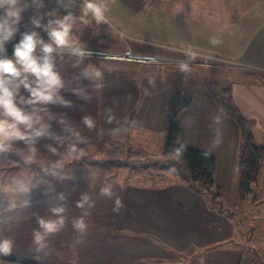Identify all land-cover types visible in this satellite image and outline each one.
<instances>
[{
    "label": "crops",
    "instance_id": "1",
    "mask_svg": "<svg viewBox=\"0 0 264 264\" xmlns=\"http://www.w3.org/2000/svg\"><path fill=\"white\" fill-rule=\"evenodd\" d=\"M83 1L21 0V4L26 6L21 13H34L44 23L52 19L51 11L57 5L65 10L64 13L82 20L83 25L93 22L98 30H104L105 25L101 21L109 17L111 27L118 35V38L112 37L118 51L130 49L137 55L159 58L151 62L103 59L115 67L125 65L146 71V65H157L165 70L167 68L164 77L181 78V64L187 69L210 68L214 66L212 61L220 60L222 64L218 65L219 68L235 72L229 84L233 100L241 113L253 120L255 142L264 144V0H248L249 3L244 4L242 0H165L158 7L146 0H111L110 8L99 4L104 16L99 22L91 13L90 16L80 15L84 14ZM97 1L94 0L96 4ZM76 28L74 23L72 29ZM159 30L162 36H159ZM154 31L158 33V41H153L156 43L149 48L154 53L134 52V49L146 52V46H140L143 44H139L135 37H140L139 33H147L151 37ZM99 34L106 36L104 32ZM213 38L218 43L213 44ZM62 56L68 61L73 60L69 61V70L80 68L86 78L80 116L74 120H52L49 110H45L51 101L41 102V108L33 109L31 129L18 125L29 139L10 140L7 142L10 146L8 150L0 152V238L8 237L14 241L11 254H0V264H152L146 259V253H163V250L155 248L150 240L147 249L145 245L135 247L134 235L129 234L130 221L125 208L135 204L136 199L119 197L118 188L122 186L117 178L119 171L128 165L104 166L97 163L103 162L97 158L104 154L107 156L111 151L132 156L137 145L144 150L146 145L142 133H135L137 123L134 122L143 115L140 120H146V125L140 127L149 130L154 129L157 119L154 114L148 116L150 110L143 114L135 97L128 96L133 93L131 85L120 81L115 68H106L105 71L99 67V62L95 64L93 57L74 52H52V62ZM93 66H97L95 71ZM195 82L202 88L201 101L199 112L194 111L189 129L195 137L198 134L201 141L193 142L195 145L192 146L215 157L213 187L218 196L221 190H230L238 199L230 198L229 206L238 205L251 193L260 194L253 199L254 217H249L256 224L249 231L246 226L242 228L247 213L237 215L239 211L236 207L225 212L220 209L219 214L212 211L206 219L208 231L203 232L200 246H195V249H201L194 253L195 257L191 255L190 260L183 263L181 259L184 257L180 254L188 249L176 242L170 247L175 255L167 254V261L153 264H264V160L251 193L241 197L237 186L242 147L239 127L220 109L215 94L211 93L210 82L204 79H196ZM178 86L181 95L184 88L188 90L182 82ZM174 87L173 83L166 86V92H171ZM120 100H126V105L119 106ZM193 105L194 97L179 120ZM198 113H206L210 117H198ZM86 117L91 119V127L84 123ZM125 120H132L133 123L126 126ZM161 122V132L165 137L166 121ZM39 129H44L45 134L37 137L34 133ZM143 137L146 138V135ZM135 140L137 145H134ZM73 145L75 151H72ZM109 185L111 197L101 192ZM177 186L182 190L173 199L175 204L186 205L189 200V207H197L203 200L195 190L181 184ZM85 196L88 200L83 207H79ZM117 198L122 203L118 212L113 211ZM56 208H63V211L57 214L53 211ZM61 218L63 224L58 225L56 232L44 237L45 246L40 248L34 242V233L44 232L39 221H59ZM81 218L87 225L83 233L74 226V222ZM210 227H216L222 233L217 235ZM152 229L154 226L146 225V236L153 234L150 232ZM189 245L188 248L192 247Z\"/></svg>",
    "mask_w": 264,
    "mask_h": 264
},
{
    "label": "rangeland",
    "instance_id": "2",
    "mask_svg": "<svg viewBox=\"0 0 264 264\" xmlns=\"http://www.w3.org/2000/svg\"><path fill=\"white\" fill-rule=\"evenodd\" d=\"M162 1L165 0H146L147 3H154L153 5L156 7H158L159 4L161 6ZM231 1L234 2V0ZM101 3H103L108 8L112 6L111 0L97 1V5ZM242 3L244 4L249 2L248 0H242ZM54 8L55 10L51 11L52 19L62 18L63 16L70 14L64 13L65 10H63L61 6L56 5ZM80 15L84 14L81 13ZM21 16L22 19L18 25V32L10 42L5 43L6 55L9 58L12 57L10 54V49L12 48L13 44L18 43L21 39V34L26 31L30 34L31 31L35 30L46 43L49 42V40H47V33L43 30V28H34L33 24L31 23V19L33 17L37 18L36 14L21 13ZM74 18L77 27L76 29L83 27L82 20H78L77 17ZM107 18L109 19V17ZM107 18L101 21L105 26L104 30L101 28L98 30V34L104 32V35H106L107 38L111 40L113 39L112 37L118 38L117 33L111 27L112 24L109 21L110 19L108 20ZM42 24H47V22L45 21ZM84 25L86 24L84 23ZM100 25L101 24H99V27ZM139 35L140 37H135V39H137L139 44H143L140 46H146V52L139 51L137 49H134V52L140 54L154 53L150 51L149 48H153L151 44L156 43L153 41H158V33L154 31L151 37L148 36L147 33H139ZM159 36H162L160 30ZM154 46V48H156V45ZM70 47L71 46L69 44L64 47L54 46L53 52L56 54H66L69 53V49H72L73 47L84 48L85 46ZM40 48L41 46L38 45L35 52L36 56L43 54ZM154 58V61L159 60L158 57L154 56ZM69 61L72 62L73 60ZM69 61L63 56L60 60L54 58L53 61L54 71H56L60 77L61 86L53 91V100L49 103V105L45 106V110H49V115L52 116V120H66L69 118L74 120L80 116L79 113L81 111L83 101L82 97L84 98L82 91L83 87L85 86L86 78L82 76L83 73L82 69L80 68L69 70ZM219 61L220 60L217 61V59L212 61L214 66L210 68H188L186 71H181L182 75L180 74L179 76L181 78L164 77V74L167 72V68L165 70V68L157 65H146V71H139L138 68L136 69V67L129 68L125 65H118L115 67L111 62H99V67H102L105 71L106 68H115L119 73L118 75L120 81L123 83L129 82V85H131L133 93H130L128 96H131V98L135 97L136 104L140 106L141 110H143V114L144 112H147V110H150L148 116L155 115V118L157 119L154 126L155 130H145L140 127L141 125H146V120H140L143 118V115H140V119L135 120L134 122L137 123L134 127L135 133H142V139L146 145L144 150L140 149L139 146L141 145H137L138 141L135 140L134 145L137 146L135 147V151L132 153V156L126 157L121 151H111L107 156L104 154L103 157L97 158L103 161H109L110 159V161H112L118 159L128 164V166H125L123 170L119 171L120 175L117 178L119 179L118 182L121 183L122 186V188H118L119 197H133L136 199L135 204H130L125 208L126 213L128 214L127 220L130 221L128 222L130 229H128L129 234L133 233L134 235L135 247L138 248L140 245H145L147 249L149 247L148 242L150 240L155 248L163 250V253H146V259L150 260L152 264L161 260L167 261L169 259V257L166 256L167 254L175 255L171 251L172 249H170V247H173L176 242L178 243L177 245L181 244L188 249L180 254L184 257L181 259L183 260V263H187L190 260L191 255L195 257L194 253L201 250L198 248L195 249V246H200V240L203 232L208 231L206 219H208V215L212 211L216 214H219L220 209L225 212L229 209H232L233 207H236L239 211L237 212V215L247 213V220L245 222L242 221V228L246 226L247 230L249 231L250 227H253L256 224L254 220L250 219L249 217H254L253 212L255 211V208L253 205V199L255 196L259 197V193H251L247 198L240 200L238 205L229 206L228 202L230 198H232V200L238 201V199L234 198L235 194H231L230 190L227 192L225 190H221V193L218 196L215 187H212L210 192L204 191L198 194V196L203 200L200 201L197 207H189V200L186 205H177L173 199H176L178 197L177 193L182 190V188L177 185L181 184L187 189L191 190H195L197 185L189 178H182L181 176H178L173 170L164 168V166L167 164H175L177 166L179 165V161L176 157L172 156L168 158L163 154L162 147L164 143V134L161 132L162 128H160V125H162L163 122L159 123L160 120H167V110L175 104L177 101L176 99H178L177 97H180L181 93L179 92L178 88L179 83L182 82L183 86L187 87L194 97L193 108L189 109L187 113L183 115V119L185 120H179L181 128L179 144L193 148L192 145H195L193 142H197V140L201 141V139L197 137L198 134L195 137L191 128L189 129V124L191 123V120H193L191 118H193L192 116L195 114L194 111L199 112L198 108L201 101L200 93L202 88L198 87V83H196L195 80H208L210 82L211 93L220 94L221 88L228 86L231 83L233 79L232 74L234 75L235 73L223 67L219 68L218 65L222 64V62ZM87 62L90 64V61ZM96 69L97 66H93V70L95 71ZM94 74L96 76V72ZM29 79L34 80L35 77L29 76ZM172 83L176 88H171V92H166L165 87L171 86ZM33 86L35 87V85ZM20 96H23L25 99L30 97V93L23 88V85H21L19 94L16 96V102L17 106L22 108L29 115L32 116L34 108H41V102H38L34 105L20 104ZM126 96L127 95H124V97ZM121 105L125 106L126 100H120L119 106ZM200 116L204 118L210 117L209 114L198 113V117ZM0 119L11 120V118H6L3 116H0ZM131 121L125 120V125H131L130 123H133ZM64 134L65 137L67 132ZM144 135H146V138L143 137ZM63 142L66 144L67 140ZM193 149H196V147ZM124 151L125 150H123V152ZM25 159H28V157ZM183 171L185 174L187 173L185 170ZM233 192L235 191L233 190ZM219 201L224 204L217 203ZM204 207L205 209H203ZM206 209H209V211ZM221 215L225 218V215ZM149 218H151V220H148ZM146 225L154 226L155 230H150V232L153 233L150 237L146 236ZM213 229H215L217 235L222 233V231L219 232L216 227H210V230ZM189 244H191L192 247L188 248V246H190ZM221 256H223V254H221ZM199 262L202 263L201 260H199Z\"/></svg>",
    "mask_w": 264,
    "mask_h": 264
},
{
    "label": "clouds",
    "instance_id": "3",
    "mask_svg": "<svg viewBox=\"0 0 264 264\" xmlns=\"http://www.w3.org/2000/svg\"><path fill=\"white\" fill-rule=\"evenodd\" d=\"M36 2V0H34ZM42 6V4H38ZM25 5L21 4V0H0V116L11 118V123L7 119H0V152L8 150L10 147L7 143L10 140H28L29 136L21 132L18 125L23 124L28 128L32 127V116L17 106L16 96L19 94L21 85L30 93V97L25 99L20 96V104L34 105L38 102H50L53 100V91L61 86V80L56 71L51 59V53L55 47H64L69 44V34L75 23V18L71 15H65L62 18L50 19L47 24H42L41 19L33 17L31 23L34 28H43L47 33L49 42L44 39L35 30L24 32L21 34V39L14 45L13 55L9 58L6 55L5 43L10 42L18 32V25L22 19L21 12L25 10ZM84 15L91 13L92 16L99 22L104 19L102 9L94 0H85ZM212 43H218L213 38ZM41 46L40 50L44 53L43 56H36L37 46ZM78 54L82 52L75 50ZM182 71L187 70V66L180 65ZM29 76L35 77L30 80ZM35 85V87L33 86ZM219 120V117H217ZM84 123L89 127L92 126L90 118L86 117ZM45 134L44 129L36 130L34 135L39 137ZM55 151V149H53ZM72 151H75V146H72ZM25 188L24 185H20ZM26 190V189H25ZM103 195L111 197V185L102 188ZM88 200L84 197V201L78 204L83 207V203ZM122 203L119 198L116 200V206L113 211H119ZM53 211L57 214L63 211V208H56ZM40 227L44 230L34 233V242L43 248L44 237L49 233H54L58 230V225L63 224V219L59 221H39ZM74 226L85 232L87 225L81 218L74 222ZM14 241L8 237L0 238V254H11Z\"/></svg>",
    "mask_w": 264,
    "mask_h": 264
},
{
    "label": "trees",
    "instance_id": "4",
    "mask_svg": "<svg viewBox=\"0 0 264 264\" xmlns=\"http://www.w3.org/2000/svg\"><path fill=\"white\" fill-rule=\"evenodd\" d=\"M91 14L88 13L87 16ZM10 49L13 53L14 45ZM69 45L85 46L84 48L98 51H117L116 44L106 36L98 34L97 26L91 22L83 25L80 29H71ZM74 48V47H73ZM95 64L104 58H92ZM215 99L225 115L233 119L239 127L242 137V147L238 160V192L241 197H247L252 191V185L257 182L262 162L264 160V144H257L252 132L253 120L246 118L233 100L231 85L221 88L220 94H215ZM193 101L192 95L184 88L181 97L167 110L163 154L166 157H176L179 165L167 164L166 169L173 170L182 178H189L196 185V192L211 191L216 173V159L213 155L203 151L182 146L179 144L180 137V114L188 108ZM132 115L130 116V119ZM131 121V120H130ZM129 124V123H128ZM100 164L122 167L128 165L118 159L112 161L97 162ZM185 170L187 173L185 174Z\"/></svg>",
    "mask_w": 264,
    "mask_h": 264
},
{
    "label": "built area",
    "instance_id": "5",
    "mask_svg": "<svg viewBox=\"0 0 264 264\" xmlns=\"http://www.w3.org/2000/svg\"><path fill=\"white\" fill-rule=\"evenodd\" d=\"M45 15V14H44ZM70 52L78 53L82 52L83 55L96 57V58H112L117 60H129V61H137V62H151L154 61L155 58L152 56H145V55H137L132 53L130 49H125L123 51H98L92 50L88 48H72L69 49Z\"/></svg>",
    "mask_w": 264,
    "mask_h": 264
}]
</instances>
